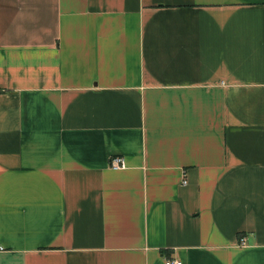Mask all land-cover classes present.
Masks as SVG:
<instances>
[{
	"label": "crops",
	"instance_id": "1",
	"mask_svg": "<svg viewBox=\"0 0 264 264\" xmlns=\"http://www.w3.org/2000/svg\"><path fill=\"white\" fill-rule=\"evenodd\" d=\"M0 245L264 264V0H0Z\"/></svg>",
	"mask_w": 264,
	"mask_h": 264
},
{
	"label": "built area",
	"instance_id": "2",
	"mask_svg": "<svg viewBox=\"0 0 264 264\" xmlns=\"http://www.w3.org/2000/svg\"><path fill=\"white\" fill-rule=\"evenodd\" d=\"M126 164H125V159L121 156H116L114 158H112L111 163H110V167L113 170H121L123 168H125ZM184 183H186V180L184 181ZM247 244V238L241 237L240 241H239V245L244 247ZM3 248L0 245V251H2ZM166 264H182V262L180 260H169L166 262Z\"/></svg>",
	"mask_w": 264,
	"mask_h": 264
}]
</instances>
